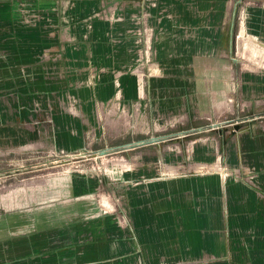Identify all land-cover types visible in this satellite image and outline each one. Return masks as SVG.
Wrapping results in <instances>:
<instances>
[{
  "label": "crops",
  "instance_id": "crops-1",
  "mask_svg": "<svg viewBox=\"0 0 264 264\" xmlns=\"http://www.w3.org/2000/svg\"><path fill=\"white\" fill-rule=\"evenodd\" d=\"M153 5L167 11L155 18L151 52L152 68L167 76L146 85L155 117L175 114L189 102L192 111L209 121L231 114L235 96L228 93L229 86L233 91L239 85L228 80L242 65L247 68L244 95L256 100L254 107L262 111L239 129H205L194 132L200 135L184 141L186 146L157 145L137 153L119 169L111 166L103 178L72 175L68 194L77 210L66 215L52 212L61 218L53 228L47 201H42V193L47 197L45 181L39 203L10 214L7 226L0 228L1 234L9 235V264H264V0L248 2L241 8L242 18L238 1L156 0ZM228 36L236 45L231 49L235 68L208 60L228 55ZM132 40L124 43L123 63L113 60L119 56L111 48L97 61L107 75L101 78L103 85L110 89L116 88L111 74L133 57L128 49ZM177 40L185 49H177ZM209 75L221 80L212 81ZM119 82L127 91L124 103L139 105L140 98L128 92L137 94L138 81L126 73ZM0 88L15 89L10 82ZM21 100L31 107L26 96L0 95V148L7 146L25 157L34 143L36 148L50 145L66 154L84 147L78 122L69 116L61 123L59 112L49 118L41 115L53 124L52 134L46 128L33 136L28 116L12 114ZM43 100L47 106L48 99L39 105ZM59 101L65 104L63 98L56 99L55 106ZM94 101L84 100L82 105L89 107ZM64 218H71L67 225Z\"/></svg>",
  "mask_w": 264,
  "mask_h": 264
},
{
  "label": "rangeland",
  "instance_id": "rangeland-1",
  "mask_svg": "<svg viewBox=\"0 0 264 264\" xmlns=\"http://www.w3.org/2000/svg\"><path fill=\"white\" fill-rule=\"evenodd\" d=\"M154 1L156 0H0V86L10 82L12 88H15H0V95L16 93L30 99L31 107L24 106V101L21 100L11 110L17 118L28 116L32 122V130H28L33 136H39L40 130L45 131L46 128L52 134L53 124L46 122L41 115L49 118L51 114L59 112L62 115L59 116L60 122L69 116L78 122L85 141L84 147L68 154L58 152L48 144V147L36 148L38 143L32 144L30 154L25 157L14 153L7 146L0 148V228L7 226L10 214L22 211L20 209L24 206L39 203L40 186L42 184L44 192L45 181L47 197L42 193V201H47L48 223L53 228L61 218H56L52 212L60 211L66 215L77 210V202L74 204L68 194V178L72 175L103 178L111 166L117 170L121 163L135 158L137 153L150 151L157 145H179V142L180 145H185L184 141L200 135L193 133L178 136L179 133L212 124H217L221 130L239 129L244 124L235 122V119L262 111L261 108L254 107L256 100L244 95L242 85L247 81V68L242 65L239 73H234L233 78L230 76L228 80L229 84L233 82L239 85L233 91L229 86L228 93L235 96V110L231 114H224L217 121H209L202 118L201 113L192 111L189 102L175 114L155 117L146 85L152 80L167 76L151 66V52L156 38L155 18L163 13L167 14V11L158 10L153 5ZM225 1L240 2L239 9L246 8L248 2H254ZM243 9L239 10L241 18ZM242 37L246 39V35ZM128 39H133V45L128 47L129 55L133 57L129 58L130 64L123 65L125 68L111 74L116 88L110 89L103 85L101 78L104 79L107 75L101 72L103 65L97 61L103 60L102 57L111 48L119 56L113 60L123 63V58L126 57L122 54L126 50L124 43ZM179 41L175 42L177 49H185V44ZM225 45L228 55H215L208 60L235 68L236 58H232L231 49L233 47L235 50L236 45L233 46L229 36L224 41ZM181 60L184 59L177 58V62ZM241 62L243 64L244 61ZM123 73H129L138 81L137 94L135 90L128 92L133 97L140 98L142 103L139 105L134 101L124 103L127 91L121 89L119 82V78L125 75ZM209 76L208 79L212 81L221 80L219 75ZM215 92L225 93L223 90ZM62 98L65 104L61 106L59 101L55 106L56 99ZM41 99L49 100L47 106L43 105L44 100L41 102L43 106L39 105ZM73 99H78L80 104H66ZM88 99H94L95 104L89 107L82 105V101ZM120 101L123 105L118 104ZM179 102L183 104V101ZM87 108L92 109V112L86 111ZM88 114L90 117H87ZM46 123L48 127H45ZM167 135L175 136L134 150L105 156L92 154L148 137ZM19 166L22 169H17ZM80 207L86 209L84 206ZM70 220L71 218H64L65 225ZM8 236L6 232H0V264L11 263V256L7 251Z\"/></svg>",
  "mask_w": 264,
  "mask_h": 264
},
{
  "label": "water",
  "instance_id": "water-1",
  "mask_svg": "<svg viewBox=\"0 0 264 264\" xmlns=\"http://www.w3.org/2000/svg\"><path fill=\"white\" fill-rule=\"evenodd\" d=\"M255 116H257V115H254V116L250 115V116L243 117V118H237V119H235V122H237V123L245 122V121H247V120H249V119H251V118H253ZM217 126H218L217 124H212V125H209V126H206V127L197 128L195 130H190V131L185 132V133H179L178 136H184V135H187L189 133L200 132V131H203L205 129H210V128L214 129ZM174 136L175 135L148 137L146 139L138 140V141H135V142H130V143L118 146V147H114V148H110V149H104V150H99V151L93 152L92 154L99 155V156H105V155H108V154H111V153L127 151V150H130V149H135V148H140V147L151 145V144H155V143H160V142L166 141L168 139H171Z\"/></svg>",
  "mask_w": 264,
  "mask_h": 264
},
{
  "label": "bare ground",
  "instance_id": "bare-ground-1",
  "mask_svg": "<svg viewBox=\"0 0 264 264\" xmlns=\"http://www.w3.org/2000/svg\"><path fill=\"white\" fill-rule=\"evenodd\" d=\"M244 47V46H243ZM260 51V50H259ZM258 61V60H257Z\"/></svg>",
  "mask_w": 264,
  "mask_h": 264
}]
</instances>
